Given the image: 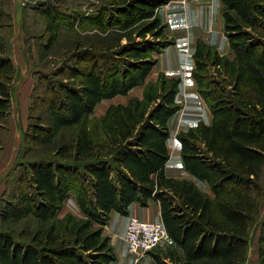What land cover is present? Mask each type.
Instances as JSON below:
<instances>
[{
	"label": "trees",
	"instance_id": "1",
	"mask_svg": "<svg viewBox=\"0 0 264 264\" xmlns=\"http://www.w3.org/2000/svg\"><path fill=\"white\" fill-rule=\"evenodd\" d=\"M169 1L31 8L43 17V48L62 54L34 74L26 127L2 178L0 264H114L103 233L110 213L151 201L167 234L166 247L151 251L155 264H249L254 237L256 264H264V0H220L231 56L201 39L192 53L191 76L212 120L176 139L184 170L208 192L165 173L181 78L148 76L174 42L158 15ZM14 76L0 34V130ZM139 87L140 97L94 115L100 102Z\"/></svg>",
	"mask_w": 264,
	"mask_h": 264
},
{
	"label": "crops",
	"instance_id": "2",
	"mask_svg": "<svg viewBox=\"0 0 264 264\" xmlns=\"http://www.w3.org/2000/svg\"><path fill=\"white\" fill-rule=\"evenodd\" d=\"M220 7V0H171L158 10V15L164 24L165 35L172 38L174 42L158 55L154 67L157 72L181 78L176 97L181 107L168 120L169 138L167 146L169 159L165 165V173L171 177L190 179L206 192L209 191L206 184L194 179L184 170L180 145L176 135L180 131H186L194 127L199 122L206 125L211 123L212 115L201 96L197 93L195 82L191 76L194 68L192 53L196 41L201 39L213 46L220 54L231 56L232 53L223 32ZM11 58L13 59V57ZM129 96L140 97L141 94L116 96L105 101L117 99L111 103H125ZM105 109L106 107L104 111ZM130 216H135L147 222L161 221L159 206L152 201L147 206H141L136 202L130 204L127 215L112 211L108 223L104 226L103 233L109 238L116 255L114 264H155L151 252L141 256L136 262L133 260L132 255L128 253L124 234Z\"/></svg>",
	"mask_w": 264,
	"mask_h": 264
},
{
	"label": "rangeland",
	"instance_id": "3",
	"mask_svg": "<svg viewBox=\"0 0 264 264\" xmlns=\"http://www.w3.org/2000/svg\"><path fill=\"white\" fill-rule=\"evenodd\" d=\"M41 1L43 0H2L4 2L2 8L6 17L0 18V34L4 40L5 54L11 59L15 67V76L12 81V102L8 124L5 129L0 130V138L3 144V150L0 151V196L4 188L3 175L14 161L21 140V130L26 127L29 96L35 81L34 74L37 70H44L43 66L51 68L52 64L58 62V58L62 54V50H57V48L48 52L43 48L47 38L43 33V17L31 10ZM87 1L64 0L62 7L77 8L81 6L84 8ZM13 37L16 38L13 39ZM157 74L158 72L154 67L148 79L154 80ZM140 94L141 88H137L131 91L129 95ZM115 100L100 102L94 110V115H101L104 108ZM66 207H71L70 202L66 203ZM11 227L18 229L20 224H11ZM166 245L167 242L165 241L154 252L164 249ZM249 264H256L255 237L249 251Z\"/></svg>",
	"mask_w": 264,
	"mask_h": 264
},
{
	"label": "built area",
	"instance_id": "4",
	"mask_svg": "<svg viewBox=\"0 0 264 264\" xmlns=\"http://www.w3.org/2000/svg\"><path fill=\"white\" fill-rule=\"evenodd\" d=\"M124 239L128 253L136 262L147 252H151L155 247L167 242V234L161 221L147 222L130 216Z\"/></svg>",
	"mask_w": 264,
	"mask_h": 264
}]
</instances>
